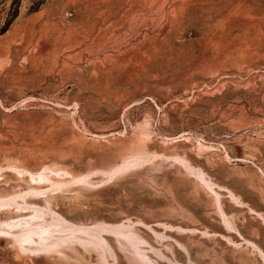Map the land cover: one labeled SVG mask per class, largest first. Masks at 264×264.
Wrapping results in <instances>:
<instances>
[{"label": "rangeland", "instance_id": "374dc122", "mask_svg": "<svg viewBox=\"0 0 264 264\" xmlns=\"http://www.w3.org/2000/svg\"><path fill=\"white\" fill-rule=\"evenodd\" d=\"M28 191L104 230L0 264H264V0H0V200Z\"/></svg>", "mask_w": 264, "mask_h": 264}, {"label": "bare ground", "instance_id": "6f19581e", "mask_svg": "<svg viewBox=\"0 0 264 264\" xmlns=\"http://www.w3.org/2000/svg\"><path fill=\"white\" fill-rule=\"evenodd\" d=\"M33 192L35 191H32V193ZM31 196H35V195H32L28 191V192L14 195L7 199L4 198V200H0V245L1 246L4 243V240H8L12 243L14 248L18 249L19 253L22 250L24 251L27 250V252L29 250V251H33L34 253L35 252L38 253L42 250H47L48 248L51 247V244L53 242L55 243L56 239L54 241L52 240L53 241L52 243L48 242L45 244L47 238H49V236L51 237V235H54L57 233L58 234L59 233L61 234L76 233L77 234V232H81L80 234L82 233L89 234L90 231H94L95 238H92V237L91 238L96 239L97 236H100V233L102 232V230H104V228L100 226L99 227L97 226L95 228L85 227L83 229L82 227L80 229V227L78 226L74 227L73 224L72 225L71 223L68 224V222H66L63 216L56 213L49 205L36 206V207H33L32 205H30L31 203H33V201H31L32 199L30 200ZM25 204L27 206L29 205L30 207L28 208L31 209L25 212L29 214V217L27 219H25L26 217L23 218L25 220H22V218L21 219L19 218L20 220H17L18 218L15 220L16 216L22 212V205H25ZM123 227H120V228L122 229ZM126 228L125 229L123 228V230L119 229V234H124L125 232L126 235H128L129 232L127 234L126 231H128L129 228L128 230H126ZM134 237H132L131 234H129L130 240L137 244L138 240L136 241ZM53 238L55 237L53 236ZM92 239L90 240L93 241ZM47 241H50V240H47ZM49 251L47 252L50 253ZM42 252L44 253V251ZM31 254L32 253H29V256Z\"/></svg>", "mask_w": 264, "mask_h": 264}]
</instances>
